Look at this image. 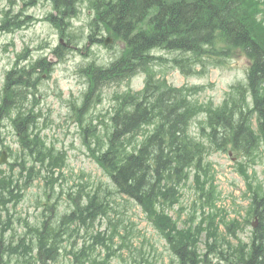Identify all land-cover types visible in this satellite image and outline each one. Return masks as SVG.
I'll use <instances>...</instances> for the list:
<instances>
[{
	"label": "rangeland",
	"instance_id": "374dc122",
	"mask_svg": "<svg viewBox=\"0 0 264 264\" xmlns=\"http://www.w3.org/2000/svg\"><path fill=\"white\" fill-rule=\"evenodd\" d=\"M100 1L104 0H78L77 14L68 19L63 33L46 20L56 12L53 2L0 1V27L7 19V29L0 30V104L9 70L21 73L22 81L27 79L31 85L26 90L22 85L8 108L3 106L1 111L0 105V156L6 154L0 179L10 184L0 191V234L16 248L5 264H42L35 257L36 249L29 252L37 246L33 229L46 218L56 229L63 215L93 193L110 205L107 214L93 223L72 225L65 236L58 230L60 250L56 262L49 264H74L72 254L78 252L94 257L97 264H178L161 223L117 192L97 162L108 145L119 98L129 89L140 91L147 74L155 73L186 97L191 112L187 131L205 144L210 112L229 104L252 105L249 62L236 48L215 51L210 63L194 70L173 61L187 55L158 49L153 53L159 59L127 81L100 82L88 75L90 70L98 75L126 52L123 40L97 25L95 6ZM254 2L264 21V0ZM10 18L22 21V26L8 29ZM90 35L101 42L92 45ZM18 113L36 115L32 133L43 143L41 154L30 153L20 144L14 124ZM214 146L207 149L204 170L198 176L191 173L180 184L176 203L158 209L161 220L166 213L181 230L190 232L202 253L204 242L229 245V249L249 244L252 230L259 227L254 197L264 191V151L251 157L232 145L224 150ZM8 187L11 195L5 191ZM98 234L102 240L95 238ZM20 242L26 245L24 250ZM210 258L217 262L213 254ZM231 264H239L236 254Z\"/></svg>",
	"mask_w": 264,
	"mask_h": 264
},
{
	"label": "trees",
	"instance_id": "16d2710c",
	"mask_svg": "<svg viewBox=\"0 0 264 264\" xmlns=\"http://www.w3.org/2000/svg\"><path fill=\"white\" fill-rule=\"evenodd\" d=\"M50 1L56 12L46 20L63 33L68 19L77 14L78 0ZM254 1L104 0L95 6L97 25L126 44L123 57L109 68L100 69L103 71L98 75L94 70L87 72L100 82L127 81L135 71L159 59L153 53L157 49L187 55L173 61L190 70L210 63L215 51L225 49H238L250 62L247 87L253 97L252 107L229 104L210 112L208 144L195 141L187 131L191 112L186 97L166 80L149 73L141 91L129 90L119 98L108 145L97 157L117 192L137 202L153 221L161 223L163 236L178 264H231L233 254L237 255L239 264H264V192L254 197L255 210H259V227L253 231L249 244L234 249L204 242L206 251L201 254L197 248L199 242L191 233L179 230L166 213H162L165 218L161 220L158 211L160 206L167 209L176 203L178 187L191 173L198 176L204 170L202 166L210 144H214L216 150L232 145L251 157L264 151V21L260 19L262 10ZM8 23V29L23 24L11 18ZM6 26L5 17L0 30L7 29ZM89 40L91 44L101 42L93 35ZM71 42L69 39L68 43ZM22 85L25 90L31 87L27 79L22 81L21 73L15 70L6 73L1 111L10 106L13 95ZM35 117V114L21 116L18 113L14 124L22 147L39 155L43 143L32 133ZM6 185L10 186L5 179H0V191ZM6 189L11 195V188ZM105 201L98 193L86 195L84 202L77 203L71 213L62 216L56 229L46 220L41 228L33 229L37 246L29 252L36 249L35 257L42 264L55 262L60 249L57 231L65 234L72 225H86L105 216L110 208ZM95 238L102 240L103 237L98 234ZM25 246L20 242L21 249ZM15 251L0 234V264H5L6 257ZM212 254L217 258L215 263L210 258ZM23 256L26 257L21 254ZM83 257L90 264L98 261L83 255L74 256V262L79 264L84 261Z\"/></svg>",
	"mask_w": 264,
	"mask_h": 264
},
{
	"label": "water",
	"instance_id": "95a60500",
	"mask_svg": "<svg viewBox=\"0 0 264 264\" xmlns=\"http://www.w3.org/2000/svg\"><path fill=\"white\" fill-rule=\"evenodd\" d=\"M5 153H3L2 155H1V157H0V163H5L6 162V157H5Z\"/></svg>",
	"mask_w": 264,
	"mask_h": 264
},
{
	"label": "bare ground",
	"instance_id": "6f19581e",
	"mask_svg": "<svg viewBox=\"0 0 264 264\" xmlns=\"http://www.w3.org/2000/svg\"><path fill=\"white\" fill-rule=\"evenodd\" d=\"M222 131H223V130H222ZM225 132H226V131H225ZM225 132H223V134H224L223 137L225 136ZM228 132H229V131H228ZM228 132H227V133H228ZM230 132H231V130H230ZM230 132H229V133H230ZM233 132H234V131H233ZM233 132H232V133H233ZM232 133H231V134H232ZM226 135H227V134H226ZM230 136H231V135H230ZM227 137H228V135H227ZM92 216H93V215H92ZM165 236H166V235H165ZM254 237H255V236H254ZM254 237H253V238H254ZM214 247H215V246H214ZM41 248H42V247H41ZM219 257H220V256H219Z\"/></svg>",
	"mask_w": 264,
	"mask_h": 264
}]
</instances>
